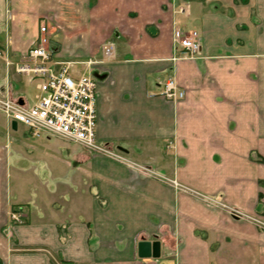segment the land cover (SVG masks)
I'll return each mask as SVG.
<instances>
[{
  "label": "crops",
  "instance_id": "crops-1",
  "mask_svg": "<svg viewBox=\"0 0 264 264\" xmlns=\"http://www.w3.org/2000/svg\"><path fill=\"white\" fill-rule=\"evenodd\" d=\"M45 20L102 35L80 61L49 38L96 81L97 141L122 158L0 111V264H264V229L217 204L264 220V0H0L1 52L21 61ZM175 22L199 33L200 58L173 61ZM12 77L0 58V96L25 99ZM169 78L183 100L159 96ZM143 241L161 256L140 258Z\"/></svg>",
  "mask_w": 264,
  "mask_h": 264
},
{
  "label": "built area",
  "instance_id": "built-area-1",
  "mask_svg": "<svg viewBox=\"0 0 264 264\" xmlns=\"http://www.w3.org/2000/svg\"><path fill=\"white\" fill-rule=\"evenodd\" d=\"M189 4L175 5V14L189 17ZM173 61L180 59H198L201 57L200 35L196 30H185L181 24H173ZM0 50V57H2ZM106 58L114 55V45L103 48ZM7 70L26 77L35 83L38 91L36 102L27 104L25 99L13 98L9 94L0 96V111L10 122L26 127L35 138H58L78 144L95 153L116 159L122 156L97 141V84L87 73L74 74L71 63H62L55 59L46 22L39 24V37L26 52L21 61H6ZM159 96L170 102H179L186 96L174 78L161 84ZM140 171L150 174L152 171L141 167ZM176 186L178 184L173 181ZM238 219L253 222L264 229V220L233 209L223 203H217ZM16 223H22V215L11 214Z\"/></svg>",
  "mask_w": 264,
  "mask_h": 264
},
{
  "label": "rangeland",
  "instance_id": "rangeland-1",
  "mask_svg": "<svg viewBox=\"0 0 264 264\" xmlns=\"http://www.w3.org/2000/svg\"><path fill=\"white\" fill-rule=\"evenodd\" d=\"M44 22H46L49 28V36L52 38L53 43L56 45L57 43L60 45L62 44L64 45L65 48L64 52L68 56L67 59L69 60L80 61L85 56V54L92 49V47L94 48V46H96V42L102 37V35L96 36L93 34V32L91 31L93 29L92 27L88 26L89 22H87V20L85 21L81 20L80 22L78 20L77 21L70 20L69 23L66 20H63L62 22L59 21V23L56 25L50 24L46 20ZM71 25H74V27ZM54 28L56 29L55 33L56 32L57 33L56 36L52 37L51 35L54 32ZM90 33L92 34V37H90ZM7 56L8 54L2 53V57H0L4 59L6 69H8L6 66V61L10 59ZM72 72L74 74H77V72L84 73L85 69L83 68L82 65L75 64L74 67H72ZM11 83L13 84L12 87L15 90H17V88L20 85L23 91V96L25 97L27 104L33 105L36 102L38 91L36 89L35 83H31L28 78L23 76H20L19 84L15 82L13 77L11 79ZM19 126H20V130H22L23 126L22 125ZM9 135L16 138L18 137L19 133H17L16 131H11Z\"/></svg>",
  "mask_w": 264,
  "mask_h": 264
},
{
  "label": "water",
  "instance_id": "water-1",
  "mask_svg": "<svg viewBox=\"0 0 264 264\" xmlns=\"http://www.w3.org/2000/svg\"><path fill=\"white\" fill-rule=\"evenodd\" d=\"M13 127H17V123H13ZM123 151L122 149H120ZM138 255L140 258H159L161 256V244L158 241H143L138 245Z\"/></svg>",
  "mask_w": 264,
  "mask_h": 264
}]
</instances>
